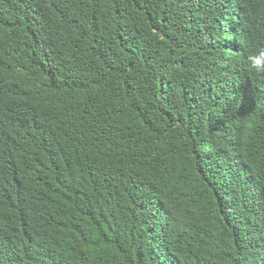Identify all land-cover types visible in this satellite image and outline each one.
<instances>
[{"label":"trees","instance_id":"16d2710c","mask_svg":"<svg viewBox=\"0 0 264 264\" xmlns=\"http://www.w3.org/2000/svg\"><path fill=\"white\" fill-rule=\"evenodd\" d=\"M264 0H0V264H264Z\"/></svg>","mask_w":264,"mask_h":264},{"label":"clouds","instance_id":"9594fccd","mask_svg":"<svg viewBox=\"0 0 264 264\" xmlns=\"http://www.w3.org/2000/svg\"><path fill=\"white\" fill-rule=\"evenodd\" d=\"M250 67L258 74H264V49H260L255 54H250Z\"/></svg>","mask_w":264,"mask_h":264}]
</instances>
